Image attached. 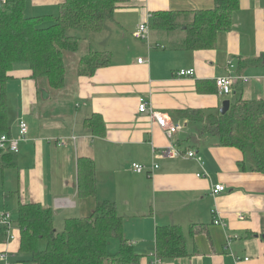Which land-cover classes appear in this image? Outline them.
I'll return each instance as SVG.
<instances>
[{
    "label": "crops",
    "instance_id": "1",
    "mask_svg": "<svg viewBox=\"0 0 264 264\" xmlns=\"http://www.w3.org/2000/svg\"><path fill=\"white\" fill-rule=\"evenodd\" d=\"M213 4V0H126L105 20L104 32L110 39L117 37L123 47L132 37L137 51L122 57L110 51L107 66L91 76L76 75L64 95L71 91L73 106L61 92L51 95L39 87L27 64L16 63L7 83V100L10 91L21 96L15 106L9 101L7 105L11 112L18 109L28 133L19 141L16 165L0 170L3 208L4 192L16 190L11 200L16 198L17 205L35 202L50 207L54 226L58 221L63 227L65 219L89 216L99 203L108 201L122 217L123 235L140 256V264H264V176L253 169L248 152L220 145L218 137L204 129L208 115L218 111L225 98L264 100V64L252 61L264 51V0H239L230 30L218 34L214 49L179 48L184 37L180 27L171 32L149 30L145 38L128 31H137L154 11H178V20L184 23L191 19L190 11ZM123 31L131 35L127 41ZM97 39L87 50L105 47ZM189 68L193 75L177 74ZM229 74L247 81L235 80L232 92L220 96L211 81ZM10 81L18 84L12 86ZM139 98L179 126L170 138L149 110H138ZM26 102L33 105L29 118H23ZM94 113L103 118L102 135H94L84 124ZM14 123L9 133L13 136L18 131V121ZM170 142L178 152L173 157L163 154ZM189 151L201 160L188 157ZM79 157L95 163L94 196L77 195ZM132 162L144 164L145 171H132ZM153 164L158 166L151 170ZM10 169L13 188L7 190ZM218 183L225 190L212 194ZM161 225L182 228L187 256L154 263L155 229ZM11 234V240L0 242V253H6L8 264H21L17 259L12 263L19 230L12 229Z\"/></svg>",
    "mask_w": 264,
    "mask_h": 264
},
{
    "label": "trees",
    "instance_id": "2",
    "mask_svg": "<svg viewBox=\"0 0 264 264\" xmlns=\"http://www.w3.org/2000/svg\"><path fill=\"white\" fill-rule=\"evenodd\" d=\"M125 1L62 0L56 16L44 15L40 18L24 15L25 0L0 1V133H10L6 94L14 65L26 63L32 78L44 77L50 88H62L66 78L64 54L77 51L79 46V37L68 32H100L105 20L112 18L114 10ZM213 1L211 8L190 11L191 19L184 23L178 20V11H154L149 16V30L171 32L180 27L184 37L179 48L214 49L218 34L230 30L239 0ZM47 20L49 23L42 24ZM110 61V51L89 49L79 58L76 75L91 76ZM252 61L264 64V51ZM211 91H216L214 86ZM208 117L210 119L204 129L216 135L220 145L248 152L253 169L264 176V100H244L237 96L230 101L224 114L218 110ZM84 124L94 135L104 134L105 126L100 114H92ZM16 160L14 152L1 153L0 170L14 167ZM95 194V163L87 157H79L77 195L86 197ZM4 196L5 200H10L17 196V191H5ZM12 229L19 230L17 253L24 257L18 260L21 264H140V256L123 235L122 217L108 201L99 203L89 216L65 219L60 230L54 226L50 207L35 202L18 203L15 221L0 226V242L10 240ZM190 233H194V228L190 229ZM110 240L118 241L117 250L112 253L108 251ZM155 253L160 260L188 255L179 225L156 227Z\"/></svg>",
    "mask_w": 264,
    "mask_h": 264
},
{
    "label": "rangeland",
    "instance_id": "3",
    "mask_svg": "<svg viewBox=\"0 0 264 264\" xmlns=\"http://www.w3.org/2000/svg\"><path fill=\"white\" fill-rule=\"evenodd\" d=\"M61 1L60 0H25V6H24L23 12H24L25 16H33V17H39V18L44 16V15L56 16L58 14L59 4ZM47 23H49L48 20L42 24H47ZM104 29H105V25L103 26L102 31L94 32V33L93 32H86V31H82V30H70L68 32V34L77 35L79 37V46H78L77 51H73V52L67 51L64 54L63 59L65 61V65H66V78H65V84H64L65 86L60 88V89H52L48 86L47 80L44 77L37 79L38 86L47 88L49 93H51V95L52 94L56 95L57 93L61 92L62 97H64V95L66 93V89L72 88L73 80H74V77L76 76V70H77V64H78L79 58L88 51L87 49L90 48L91 42H93L97 38H98L97 40L102 41L103 46H105V47H102L101 51H111L113 53V55L116 57H122L123 55L127 56V54H134L137 51L136 50L137 46L135 45V43L131 44L132 42H134V40H131L133 38L131 37L130 34H127L125 31L121 32V33L125 34L126 41H127V38L131 37L129 39V41L126 42V44L123 47L120 44V41L118 40L117 37H113L110 39V34L105 35ZM128 31L134 32V33L136 32V31H131V30H128ZM127 51L130 53H127ZM21 66H26V65L17 64L16 67H21ZM13 82L14 81H12V82L10 81L9 84H11ZM15 84H18V83L14 82L13 85H15ZM43 90L44 89L40 90V95H39L40 101L43 98V94H42ZM67 92H70V93L64 98H68V101L71 102V104L73 106L74 100L71 99L72 93L69 90ZM19 95H20L19 91L18 92H16L15 90L13 92L10 91L9 95H8L7 104L9 101V103L12 106H15L17 97L19 99V97L21 96V95L20 96ZM6 98H7V94H6ZM230 100H232V99H230ZM46 102H48V101H46ZM64 102L66 105H68L66 101H64ZM32 109H33V105L30 104L29 102H26L25 103V111L23 113V114H25V117H23V116L22 117L23 118L31 117L30 113H31ZM19 119H21V117L19 116L18 109L16 107H14V110L11 112L10 106H9V110H8L9 126L14 127V125H15L14 122L19 121ZM11 173H13V169L12 170L11 169L6 170V177H8V178L5 181V183L7 185H10V187L6 188L7 190H10L13 188V187H11V178H9L12 175ZM2 192H3L2 191V181H1V176H0V212L3 211V209H4L5 211H7L11 215V220L15 221L16 216H17V200H16V198L13 200H11V199L5 200L6 202L4 201L5 206L3 208ZM55 226L58 228V230H60V228L62 227V224L59 223L58 221H55ZM42 244H43V242H42ZM117 247H118V241H116V240H110L109 241V243H108V251L109 252H111V253L115 252L117 250ZM22 259H24V257L17 253L15 255L14 260L12 259L13 260L12 263L15 262V260L18 261V260H22Z\"/></svg>",
    "mask_w": 264,
    "mask_h": 264
},
{
    "label": "built area",
    "instance_id": "4",
    "mask_svg": "<svg viewBox=\"0 0 264 264\" xmlns=\"http://www.w3.org/2000/svg\"><path fill=\"white\" fill-rule=\"evenodd\" d=\"M4 1V0H0ZM150 15H146L143 21H141L138 25V30L134 33L136 38H145L148 36L149 33V20ZM137 62L141 63L142 58H138ZM230 64V63H229ZM194 73V69L189 68V69H180L177 71V74L179 76H191ZM235 80H241V81H247V78L244 76L240 75H225L221 77H217L215 79V85L218 88V94L220 96L230 94L232 92V84ZM138 110L140 112L144 111H150L151 117L154 119V121L159 125L160 128H162L168 138L172 136V134L179 128L178 125H174L171 123L166 115L163 113H160L158 111L150 110L148 108V102L145 101L143 98H139V103H138ZM17 134L16 135H11L7 133H0V154L10 151L17 153L18 152V144L20 140L26 139L27 132H28V125L24 119H19L18 124H17ZM177 151L175 149V145H173L172 142L169 143V145L163 150V154L173 157L177 155ZM188 157H194L197 160H201L199 156L195 154L193 151L187 152ZM158 165L153 164L151 167V170L155 169ZM131 169L134 172H143L146 169V166L142 163H137V162H132L131 163ZM204 173H198L197 176H202ZM225 190V186L223 184H215L214 187L212 188V194H218L222 191ZM213 222L215 224H221L223 223L219 219H214ZM11 224V215L7 211H3L0 213V226L4 225H10ZM10 240L13 238L12 234H9ZM0 259H2L5 263H7V255L5 252L0 253ZM235 260H238V258H235ZM160 259L158 257L155 258L154 263H158Z\"/></svg>",
    "mask_w": 264,
    "mask_h": 264
},
{
    "label": "water",
    "instance_id": "5",
    "mask_svg": "<svg viewBox=\"0 0 264 264\" xmlns=\"http://www.w3.org/2000/svg\"><path fill=\"white\" fill-rule=\"evenodd\" d=\"M229 104H230L229 100H227V99L224 100L222 102L220 108H219V112L222 113V114H224L228 110Z\"/></svg>",
    "mask_w": 264,
    "mask_h": 264
}]
</instances>
